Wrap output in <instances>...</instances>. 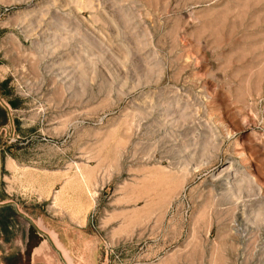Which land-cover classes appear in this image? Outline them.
<instances>
[{
  "label": "rangeland",
  "instance_id": "374dc122",
  "mask_svg": "<svg viewBox=\"0 0 264 264\" xmlns=\"http://www.w3.org/2000/svg\"><path fill=\"white\" fill-rule=\"evenodd\" d=\"M30 220L68 264H264V0H0V264Z\"/></svg>",
  "mask_w": 264,
  "mask_h": 264
},
{
  "label": "crops",
  "instance_id": "0c3cea01",
  "mask_svg": "<svg viewBox=\"0 0 264 264\" xmlns=\"http://www.w3.org/2000/svg\"><path fill=\"white\" fill-rule=\"evenodd\" d=\"M60 244L69 253L72 251L65 241H61ZM53 254L57 255L59 262L55 260ZM62 255L61 247L30 220V264H68Z\"/></svg>",
  "mask_w": 264,
  "mask_h": 264
}]
</instances>
